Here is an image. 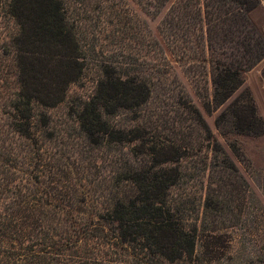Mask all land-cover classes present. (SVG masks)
Returning a JSON list of instances; mask_svg holds the SVG:
<instances>
[{"label": "rangeland", "instance_id": "obj_1", "mask_svg": "<svg viewBox=\"0 0 264 264\" xmlns=\"http://www.w3.org/2000/svg\"><path fill=\"white\" fill-rule=\"evenodd\" d=\"M64 2L82 66L28 137L0 15V264H264V0ZM156 201L192 256L119 235Z\"/></svg>", "mask_w": 264, "mask_h": 264}, {"label": "trees", "instance_id": "obj_2", "mask_svg": "<svg viewBox=\"0 0 264 264\" xmlns=\"http://www.w3.org/2000/svg\"><path fill=\"white\" fill-rule=\"evenodd\" d=\"M1 14L12 18L17 25V29L10 32L8 38L5 39L6 49L3 48V55L12 61L11 64L15 69L14 76L18 83L19 102L24 105L22 125L23 127L28 126L24 130L25 137H28L34 124L32 104L37 101L50 107L59 100L53 93L54 88L48 85L58 81L63 87L68 80L75 77L74 74L79 73L82 66L79 53L80 44L76 37H73L66 29L68 16L64 0H0ZM54 44L58 45L59 52H54ZM11 45L15 47L14 54L10 50ZM56 64L61 67L60 80L51 78L50 70ZM119 79L120 84L127 85V80ZM157 203V201L154 204L150 203L152 205L150 209L145 208V210L149 213L148 219L158 217L157 214L160 213L158 222L151 223L147 220V223L121 224L119 235L124 241H129L130 237L137 239L138 236L148 239L150 246H158L161 255L169 260L183 258L186 254L192 256L196 249L195 235L187 233L182 221L172 218L170 210L164 211L162 203ZM135 207L136 210H141L137 204ZM165 212L169 217L165 215ZM0 217H2L1 213ZM16 229L17 233H21L23 239H28L30 243L36 242L35 239L42 235H53L52 228L49 226H32L28 237L25 236L27 233L23 228H20L21 231ZM9 245L12 246V243L9 242ZM47 249L45 246L38 252L31 245L28 250L25 247L24 254L32 262L34 258L40 257L38 254H46Z\"/></svg>", "mask_w": 264, "mask_h": 264}]
</instances>
